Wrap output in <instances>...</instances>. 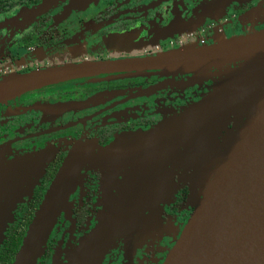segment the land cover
Returning a JSON list of instances; mask_svg holds the SVG:
<instances>
[{
    "label": "flooded vegetation",
    "instance_id": "af4514ba",
    "mask_svg": "<svg viewBox=\"0 0 264 264\" xmlns=\"http://www.w3.org/2000/svg\"><path fill=\"white\" fill-rule=\"evenodd\" d=\"M188 22L191 30L183 34ZM261 30L264 0H0V81L66 64L155 56L194 42L209 46ZM216 31L219 38L209 39ZM115 43L122 50L109 48ZM147 44L155 47L132 51ZM206 76L159 69L100 72L1 101L0 170L21 169L20 192H30L17 203L14 221L25 211L33 217L76 142L105 147L122 134L154 128L208 94L212 80ZM171 171L172 200L117 235L100 264H163L194 210L185 182L190 170ZM104 188L101 169H82L36 264H78L85 257L84 240L107 207ZM173 229L161 254L146 244L145 238L154 237L162 246L157 241L164 243Z\"/></svg>",
    "mask_w": 264,
    "mask_h": 264
},
{
    "label": "water",
    "instance_id": "95a60500",
    "mask_svg": "<svg viewBox=\"0 0 264 264\" xmlns=\"http://www.w3.org/2000/svg\"><path fill=\"white\" fill-rule=\"evenodd\" d=\"M148 69L173 75L207 72L212 84L200 100L150 130L122 134L105 147L76 142L33 214L11 264L37 263L83 168L101 169L107 207L85 238V257L78 264H100L115 237L144 221V213L161 202L155 193L169 181L171 169L189 171L192 162L198 170L208 165L210 171L197 177L187 173L194 210L163 264H264V30L150 57L13 74L0 81V102L71 78ZM247 101L246 108L235 110ZM230 111L234 117L226 119L228 133L219 134L222 143L198 157L195 138L219 114ZM15 167L10 166L8 174L0 170V246L23 195L19 187L24 174Z\"/></svg>",
    "mask_w": 264,
    "mask_h": 264
},
{
    "label": "rangeland",
    "instance_id": "374dc122",
    "mask_svg": "<svg viewBox=\"0 0 264 264\" xmlns=\"http://www.w3.org/2000/svg\"><path fill=\"white\" fill-rule=\"evenodd\" d=\"M260 10H262V9H260ZM189 26H190L189 22L185 24V28H184V30L182 32L183 34H186L188 31L191 30V29H188ZM217 36H218V32L216 31L214 33V35L209 37V39L216 40V39L219 38V36L218 37ZM196 43L197 42H194L195 46H197ZM154 47H155V44H147L146 46L141 45V46L134 47L132 51L143 53V50L145 48H154ZM185 47H189V46L186 45ZM109 48L110 49H115L116 51L122 50L121 46L119 44H117V43L111 45ZM19 68H20V65H18L17 69L19 70ZM194 74L206 75L207 72L199 71V72H194ZM247 105H248V101L244 102L243 104L236 105L235 106V110L236 109L242 110V109L246 108ZM231 113H233V111H230L229 114H228V112H223V113L219 114V116H217L215 119H213L210 122L209 125H205L203 130L200 132L203 135H199L197 138H195L194 143H197L198 147L200 149L199 150L200 153L197 152V149H195V153L198 154V157H200V158L202 157L203 158V156H205V154H206V151L211 154L212 150H214L216 148L217 144H221L222 143V138L219 136V134L221 132L228 133V130H230L229 127L228 128L226 127V121H227L226 119L234 117V114L229 116ZM222 149H223V147H222ZM219 157H220V155L216 156V159L219 158ZM197 161H198L199 164H201V162H202L201 159H199ZM217 162H219V160H217ZM192 163H193V166L191 167L192 170H190V173H192L193 177H195V176L197 177L201 172L207 173V174L209 173L210 169H209L208 165H206L203 170H198V166H196V164L194 162H192ZM216 167L217 166L215 164V166L212 167V170L214 171ZM184 169L181 168L180 171L181 172H184V171L187 172L188 171L187 167H185ZM176 174H177V172L175 173V175ZM171 176L172 175L169 176L170 180L169 181L167 180V183H165L164 185L162 184L161 188H159L157 190V192L155 193V196L157 197L156 201H160L161 200V202H157L156 206L152 207L153 213H155L156 210L158 211V209L161 206H163V204L166 202V199L170 200L172 198V196L174 195L175 188L173 187L174 183L171 180ZM29 193L30 192H28L26 195H21V199L18 202L23 201L24 197L27 196ZM161 194H163V195H161ZM194 195H195L194 193H191L190 199H189L190 203L193 201ZM165 197H167V198H165ZM174 229L172 230V233H169V237L164 243H161V242L157 241L158 245L163 244L160 247H157L154 237H152V238L148 237V239L145 238V242H146V244H149V245L153 243L154 251L159 255V254L162 253V251H166L167 250V248H168V246L170 244V241H171V239L173 237ZM179 229H180V226L177 227V231H176V233L174 235L177 234Z\"/></svg>",
    "mask_w": 264,
    "mask_h": 264
},
{
    "label": "trees",
    "instance_id": "16d2710c",
    "mask_svg": "<svg viewBox=\"0 0 264 264\" xmlns=\"http://www.w3.org/2000/svg\"><path fill=\"white\" fill-rule=\"evenodd\" d=\"M38 199V198H37ZM32 220V212L25 211L21 221H14L10 228L8 237L5 238L0 251V264H11L19 248L21 240L26 232L28 224Z\"/></svg>",
    "mask_w": 264,
    "mask_h": 264
}]
</instances>
